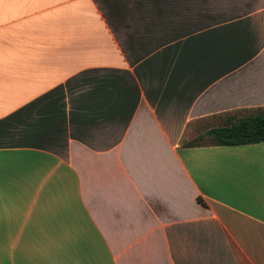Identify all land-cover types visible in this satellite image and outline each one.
<instances>
[{
  "label": "crops",
  "instance_id": "1",
  "mask_svg": "<svg viewBox=\"0 0 264 264\" xmlns=\"http://www.w3.org/2000/svg\"><path fill=\"white\" fill-rule=\"evenodd\" d=\"M263 108L264 0H0V264H264Z\"/></svg>",
  "mask_w": 264,
  "mask_h": 264
},
{
  "label": "trees",
  "instance_id": "2",
  "mask_svg": "<svg viewBox=\"0 0 264 264\" xmlns=\"http://www.w3.org/2000/svg\"><path fill=\"white\" fill-rule=\"evenodd\" d=\"M264 143V108L254 113L230 117L219 127L203 130L199 135L182 140L181 146H237Z\"/></svg>",
  "mask_w": 264,
  "mask_h": 264
}]
</instances>
